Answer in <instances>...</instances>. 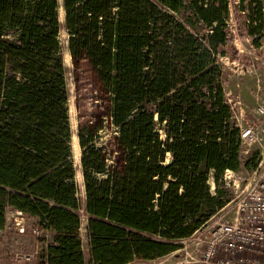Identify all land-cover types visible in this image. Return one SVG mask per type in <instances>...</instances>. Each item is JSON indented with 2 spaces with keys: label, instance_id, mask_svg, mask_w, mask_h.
<instances>
[{
  "label": "trees",
  "instance_id": "obj_1",
  "mask_svg": "<svg viewBox=\"0 0 264 264\" xmlns=\"http://www.w3.org/2000/svg\"><path fill=\"white\" fill-rule=\"evenodd\" d=\"M109 94L122 164L77 130L59 39ZM264 47V0H0V230L10 211L48 231L39 264H129L182 246L226 199L242 158L218 56ZM214 184L212 191L211 185ZM85 219V238L82 236ZM86 239V240H85Z\"/></svg>",
  "mask_w": 264,
  "mask_h": 264
},
{
  "label": "rangeland",
  "instance_id": "obj_2",
  "mask_svg": "<svg viewBox=\"0 0 264 264\" xmlns=\"http://www.w3.org/2000/svg\"><path fill=\"white\" fill-rule=\"evenodd\" d=\"M234 1V0H230ZM63 9H59L61 15ZM62 27L59 33L63 62L69 90V116L72 129V146L74 147V164L76 167L75 180L79 186V195H84V185L80 170V148L77 141V130L80 126H87L94 133L99 134L97 144L108 153L110 164L120 166L122 155L115 144L116 131L109 118V94L103 88L98 73L85 55L73 56L68 50L67 31L64 28V14L61 19ZM231 28L235 34V48L238 53L228 56H218V62L223 70L222 84L226 98L231 104L234 118L242 125L260 124L258 129L264 128V116L257 114L255 108L258 103H264V47H256L247 38H239L235 30L232 17ZM263 122V123H262ZM262 123V125H261ZM258 152L255 143L242 144L241 155L246 159ZM251 168H241L240 175H247ZM212 186L214 184L212 182ZM227 194L236 195L235 187L226 185ZM229 220L231 216L226 215ZM17 222H21L23 231L19 230ZM85 219L83 220L82 236L85 238ZM32 219H27L17 211H10L7 216V227L0 231V264H39L43 249L46 245L42 236L48 242L51 234L37 229ZM86 240V239H85ZM192 240L183 241L182 247L194 252ZM161 257L154 261L135 259L129 264H182L184 249ZM30 252L31 259L18 257V253Z\"/></svg>",
  "mask_w": 264,
  "mask_h": 264
},
{
  "label": "built area",
  "instance_id": "obj_3",
  "mask_svg": "<svg viewBox=\"0 0 264 264\" xmlns=\"http://www.w3.org/2000/svg\"><path fill=\"white\" fill-rule=\"evenodd\" d=\"M255 112L264 116V103H258ZM239 125L242 144L258 146L255 165L247 175L225 170V184H232L237 193L228 197L199 230L181 240L182 244L185 240L194 243V252L180 247L185 254L182 264H264V128L259 130L260 124ZM20 224L17 222V226ZM19 230L23 231V226ZM17 256L28 260L32 254L22 252Z\"/></svg>",
  "mask_w": 264,
  "mask_h": 264
},
{
  "label": "bare ground",
  "instance_id": "obj_4",
  "mask_svg": "<svg viewBox=\"0 0 264 264\" xmlns=\"http://www.w3.org/2000/svg\"><path fill=\"white\" fill-rule=\"evenodd\" d=\"M59 18H63V11H62V13H61V15L59 14ZM72 141H73V138H72ZM73 150H74V147H73Z\"/></svg>",
  "mask_w": 264,
  "mask_h": 264
},
{
  "label": "crops",
  "instance_id": "obj_5",
  "mask_svg": "<svg viewBox=\"0 0 264 264\" xmlns=\"http://www.w3.org/2000/svg\"><path fill=\"white\" fill-rule=\"evenodd\" d=\"M0 231H2V230H0Z\"/></svg>",
  "mask_w": 264,
  "mask_h": 264
}]
</instances>
